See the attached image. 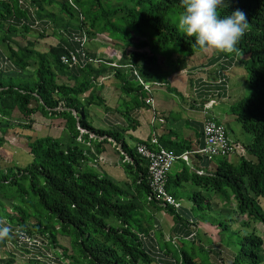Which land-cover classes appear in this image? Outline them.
Listing matches in <instances>:
<instances>
[{"label": "trees", "instance_id": "1", "mask_svg": "<svg viewBox=\"0 0 264 264\" xmlns=\"http://www.w3.org/2000/svg\"><path fill=\"white\" fill-rule=\"evenodd\" d=\"M237 9L247 14L248 28L236 50L212 52L217 54L215 62L226 54L230 57L227 60L242 67L247 75L251 94L233 104L230 111L252 136L245 147L248 157L241 156L234 165L228 156L201 155L207 161L217 160V166L211 176L198 177L196 181L218 197L233 196L236 212L245 215L239 224L250 229L234 231L233 242L239 246L235 254L228 253V247L218 239L219 245L207 249L209 257L223 251L227 256L220 255L221 264H264V238L250 228L255 221L264 225V208L259 203L264 200V0H227L221 15ZM181 11V0H0V143L16 128L14 140H22L19 147L31 155L30 162L22 167L14 163L15 158L9 165H0V230L8 229L7 234L0 231V264H203L194 259V248L187 249L185 245L177 250L179 258L174 253L167 259L172 237L157 244L146 242L145 234L152 226L148 209L151 205L170 213L172 235L177 226L190 228L196 222L185 223L180 211L151 198L146 178L148 162L137 152V145L143 142L135 148L126 143L127 128L122 126L125 121L122 125L97 127L89 108L102 106L105 113L110 110L98 93L103 88L100 78L104 75L118 78L122 92L142 94L147 92L149 78H154L145 74L144 66L151 68L160 61L159 56L170 58L177 54L182 68L188 58L202 52L194 37L178 30ZM33 29L39 40L56 34V30L60 36L46 51H40L35 41L25 37ZM18 32L21 37L17 38L24 42H16ZM83 34L88 41L81 45ZM94 39L105 45L109 56L118 53L122 57L118 59L119 66H132L126 70L112 66L114 57L73 67L62 63V56L81 50L89 57L101 56ZM213 71L216 77L218 71ZM142 75L148 78L142 80ZM59 78L66 81L59 82ZM147 98L152 97H145L144 103L153 107L146 103ZM124 112L122 118L134 122L130 111ZM153 112L156 121L163 123L164 119L154 109ZM36 113L49 124L58 121L64 126L72 145L50 134L25 133L31 132ZM15 118L21 123H16ZM153 138L176 155L189 149L175 142H161L153 132L143 143L151 150L157 148L151 143ZM75 141L93 148L84 150ZM108 143L119 154L121 167L135 185L133 189L141 202L147 196L149 206L137 205L133 196H128L113 179L93 169ZM3 152L0 158L5 157ZM166 191L179 201L167 183ZM197 197L200 196L194 195L193 200L197 201ZM198 206L202 207L200 203ZM19 232L31 236L36 244H19Z\"/></svg>", "mask_w": 264, "mask_h": 264}, {"label": "crops", "instance_id": "2", "mask_svg": "<svg viewBox=\"0 0 264 264\" xmlns=\"http://www.w3.org/2000/svg\"><path fill=\"white\" fill-rule=\"evenodd\" d=\"M100 52L98 51V53ZM216 55L212 50L199 52L195 56L188 58L182 68L178 64L177 54H173L170 58L159 56L160 61L156 66H151V68L144 66L143 71H145V74L148 72L154 76V78H149L148 83L146 82L148 87L151 88L150 92L144 91L142 94L132 92V94L125 93L123 95L126 103L125 113L130 111L134 122L122 118L121 113L124 111L118 109V101L122 96L121 84L118 78H113V75H104L100 78L103 81V88L98 93L105 102L109 100L111 103V105L108 102L106 103L110 108V116L106 115L107 113L104 110H102L101 114L105 115L101 117L97 112H94L95 126L105 128L113 123L122 125V121H125L122 126L127 128L124 133L126 143L134 148L137 143L141 141L144 143V141L153 135V132L157 133V137L161 142H175L180 147L188 146L189 149L187 148V150L200 148L203 145L202 127L205 119H213L223 125L225 122H237L230 109L235 104L234 102L237 103V101L244 97L238 98V94L240 93L242 83H246L247 81V75L242 67L227 60L230 57H227L226 54H221L219 56L221 58L215 62ZM223 58L226 59L223 60ZM118 62L120 63V60H117L116 63ZM215 68L218 71L216 72V77L213 76ZM147 78L142 75V80ZM145 97H152L153 107L144 103ZM208 101H213L210 108L204 106ZM153 109L164 119L163 123L154 121L152 124V118L155 116ZM227 136L232 144L234 143L240 147L239 156L241 153L243 156L245 153L247 154L245 144H242L239 139H236V141L232 140L228 132ZM120 163L119 154L108 143L104 145L103 150L97 156V162L93 163L94 168H92L94 170L97 169L99 172L105 171L114 182L128 193V196H133V201L137 205L149 206L147 196L144 203L141 202L139 195L133 189L135 185L131 183L130 177L124 173ZM216 166V160L207 161L205 157L200 155H189L173 163L168 173L167 184L170 192L174 193L181 203L180 209L176 211H180L185 223L187 221L196 222V219L189 212L195 207L201 209L198 206V202L193 200L194 195L206 198L203 196L205 192L209 197L207 198L208 201L202 199L200 203L205 202L208 209L214 206V209L220 208L223 211L224 203L220 197L216 196L210 188H205L196 181L198 177L201 179L211 176ZM233 205L234 207L231 208ZM228 206L235 211L234 214L238 215L235 203H230ZM148 209L151 213L152 226L147 230V234H145L147 236L146 242L148 244H157L158 242L166 241V236L169 238L172 235V216L163 207L160 210H156L151 205ZM169 219L170 221H167ZM164 222H166V226L162 227ZM193 224H191L190 228L185 229L180 227V225L177 226L172 236L178 235L185 238L187 234L192 237L201 235L204 242L208 238L210 239L209 249L220 244L219 240L216 241L212 232L205 230L198 222H196V225ZM175 230H177L176 233ZM194 231L196 235H193ZM168 253L167 259L171 255L170 251ZM222 254H224L223 251L220 252V255Z\"/></svg>", "mask_w": 264, "mask_h": 264}, {"label": "rangeland", "instance_id": "3", "mask_svg": "<svg viewBox=\"0 0 264 264\" xmlns=\"http://www.w3.org/2000/svg\"><path fill=\"white\" fill-rule=\"evenodd\" d=\"M55 13H56V11H55ZM57 15L60 16L59 14H57ZM55 33L56 34H52L50 36H45L42 40H39L36 37L37 31L33 29L29 33H27L25 35V37L27 40L35 41L36 42V48L38 50L46 51L47 48L51 44L55 43L57 41V39L59 38L60 32H58V30H56ZM16 34H17V36L15 37L16 42L17 41L22 42L23 40L21 41L20 39H18L19 37H21L20 36L21 34H19V32ZM92 42L95 44L94 47L96 48V50L101 51L100 55L102 57H104V58L114 57L113 61H115V62H117L118 59L122 58L120 55H118V53L114 54L115 56H109L108 51L106 52V50H105V48H106L105 45H103L101 42H98L96 39H94ZM3 47H4V49H6V46L4 45V43H3ZM126 65H127V67L132 66V64H130V63H127ZM30 69H32V68H30ZM125 69H126V67H125ZM23 74H25V73H23ZM62 81H66V79L59 78V82H62ZM68 82L70 84H72L71 81H68ZM250 94H251V89L248 85V82L246 81V83L245 82L242 83V86L240 87V93L238 94V98H241L243 96L247 97ZM121 95L122 96L119 98V101H118L119 102L118 109L120 111H125L126 103H125V100L123 98L124 97L123 95H125V93L122 92ZM107 102L109 103V105H111L109 100H106L105 103H107ZM208 102H210V101H208ZM234 103H236V102H234ZM89 108H90V110H92L93 114H94V112H97V114L100 115V117L105 115V114H101L102 110H104V108L102 106H91ZM94 110H98V111H94ZM107 114L110 116V110H108ZM88 120L91 121L90 118H88ZM94 120L95 119H93V121ZM14 121L16 123H18V122L21 123L20 120H18L16 118L14 119ZM31 121H32L31 125L33 128L31 130V132L26 131L25 133H31L32 135H36L38 133V135H36V136H41V135H45V134L55 135V136H58L60 139H62V141L65 144L72 145L71 138L68 135L66 129L64 128V126H61L58 121H54L51 125L48 122H46L45 117H43L39 113H36L32 117ZM224 125L226 128V131L229 133L232 140L236 141V139H239L242 142V144H245V147L251 142V138H252L251 134L246 132L238 122H231V123L225 122ZM17 130L18 129L13 128L9 132L10 134L8 133L6 135L5 141L0 143V151H5V152H3V153H5L4 154L5 157L0 158V165H3V166L9 165V163L11 161L10 159H14V158H15L14 163H16L17 166L22 167V166H24L30 162L31 155H29L28 152H25V150L22 147H19V144H21L22 140L21 141L18 139L14 140L15 139L14 136L16 135L15 131H17ZM0 134H1V132H0ZM26 135L27 134H21V136H23V137ZM74 144L77 145L78 147L84 149V150L87 149L88 147L93 148V146H88V144L83 143L81 141H75ZM202 147H203V145L196 150L184 151L183 153H181L179 155L180 156L179 159L184 158V157H188L189 155H194V156L200 155L201 156L202 154L200 152V149ZM114 151H115V149H114ZM11 152L14 153L13 156H12V154H10ZM229 155H227V156H229ZM237 155H238V150L235 147L233 154H231L227 159L231 163H233L234 165H238V163L240 162V159H238V158L243 156V155H241V154H240V156L239 155L237 156ZM244 156L248 157V154L245 153ZM218 158H224V157H218ZM95 170H97V169H95ZM103 173H105V171H103ZM124 173L126 174L125 171H124ZM105 174L109 178H111L107 173H105ZM142 195L144 196V193ZM203 196H205L206 198H209L205 194V192H204ZM219 197L224 203L223 211H221L220 208L214 209V206H211V208L209 207V209H208L207 204L205 202L202 204L200 203L202 201L203 197L202 198L197 197V202L200 203L202 205V207H200L201 209L195 207L189 213L192 217H194L196 219V222H198V224H200L201 226H203L205 228V230L213 233L212 235H214V237L216 238V241L218 239H220V242L223 243V246L228 247L227 248L229 250L228 253L232 252L233 254H235V252L238 251L239 246L235 242H233V241H235V239H234L235 235H233L234 231L235 230L236 231L237 230H239V231L243 230L244 232H246V231L250 232V229L246 228V227L242 228L241 225L239 224V223H243V220H245V215L234 214L235 211L233 209H231L234 207V205L231 206V208H230V206H228V204H230V203H235V201L233 200L234 197L233 196H230L229 198L226 196H223V197L219 196ZM138 203H139V201H138ZM259 203L264 208V200L260 199ZM189 208H190V206H189ZM145 215H148V213L145 212ZM229 218H234L238 222L236 221V223H234V221L227 220ZM147 219H149V216L147 217ZM151 221H152V219H151ZM167 221H170V219ZM164 226H166V222H164V225H162V227H164ZM250 228L255 230L257 235L262 236L264 238V225H263V223H259V222L255 221L254 225H251ZM167 229H168V225H167ZM199 234H201V232H199ZM171 237H172V240H171ZM169 239L172 242L170 252H171V254L175 253V256L177 258L180 257V254L177 252V250H179L180 247L185 245L187 249H189L190 247L194 248V259L195 260H201L203 262V264H221L219 262L220 261L219 258L221 257L220 255L214 256L212 254V257L211 258L209 257V252H208L209 250H207L209 248V244L211 243L209 238L204 242V239H202L201 235H199L198 237H191V238H187V237L184 238V237H180L178 235L175 237L170 235L169 238H167V236H166V240H169ZM190 239H192L194 243L189 242ZM223 256L226 257L227 254H222V257ZM139 264H144V263H139ZM152 264H155V263H152Z\"/></svg>", "mask_w": 264, "mask_h": 264}, {"label": "built area", "instance_id": "4", "mask_svg": "<svg viewBox=\"0 0 264 264\" xmlns=\"http://www.w3.org/2000/svg\"><path fill=\"white\" fill-rule=\"evenodd\" d=\"M76 38V37H75ZM88 41L85 34L81 37V45ZM104 57H89L84 50L80 52H70L67 56H62L61 61L69 67L78 65L79 63H100ZM112 66L119 67L118 64L111 63ZM145 89L150 92L148 86ZM146 103L153 104L152 98H147ZM213 101L206 103L204 106L210 108ZM162 121V119H158ZM156 118H152V123ZM203 147L200 149L202 155L208 158L212 157H225L234 152V148L240 151V147L232 144L227 136L226 128L223 124L216 122L213 119H205L202 127ZM151 143L156 144L157 148L154 150L149 149L145 144L137 145V152L140 156L147 160V184L150 190L151 198L157 201L158 204L163 206H170L177 210L180 208V202L177 201L171 194L166 191L167 175L173 163L179 159V155L174 154L172 151L158 145L157 141L153 138ZM235 146V147H234ZM242 154V153H241ZM19 244H26L34 246L36 240L26 233L19 232Z\"/></svg>", "mask_w": 264, "mask_h": 264}, {"label": "clouds", "instance_id": "5", "mask_svg": "<svg viewBox=\"0 0 264 264\" xmlns=\"http://www.w3.org/2000/svg\"><path fill=\"white\" fill-rule=\"evenodd\" d=\"M181 4L177 28L188 37H194L198 49L225 53L236 50L248 28L247 14L243 10L237 9L221 15L227 0H181ZM123 65L127 68L126 64ZM0 231L7 234L8 229Z\"/></svg>", "mask_w": 264, "mask_h": 264}]
</instances>
